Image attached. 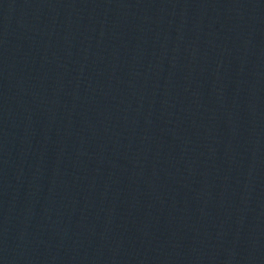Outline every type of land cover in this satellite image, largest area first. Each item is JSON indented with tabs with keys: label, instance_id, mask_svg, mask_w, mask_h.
<instances>
[{
	"label": "water",
	"instance_id": "water-1",
	"mask_svg": "<svg viewBox=\"0 0 264 264\" xmlns=\"http://www.w3.org/2000/svg\"><path fill=\"white\" fill-rule=\"evenodd\" d=\"M264 203V0H0V177Z\"/></svg>",
	"mask_w": 264,
	"mask_h": 264
}]
</instances>
